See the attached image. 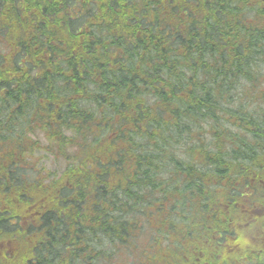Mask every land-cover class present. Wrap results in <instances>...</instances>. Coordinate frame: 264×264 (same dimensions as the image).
Returning a JSON list of instances; mask_svg holds the SVG:
<instances>
[{"label": "trees", "instance_id": "trees-1", "mask_svg": "<svg viewBox=\"0 0 264 264\" xmlns=\"http://www.w3.org/2000/svg\"><path fill=\"white\" fill-rule=\"evenodd\" d=\"M120 257L264 264L253 0H0L1 264Z\"/></svg>", "mask_w": 264, "mask_h": 264}, {"label": "rangeland", "instance_id": "rangeland-1", "mask_svg": "<svg viewBox=\"0 0 264 264\" xmlns=\"http://www.w3.org/2000/svg\"><path fill=\"white\" fill-rule=\"evenodd\" d=\"M250 13L253 15L257 14L255 11L253 10H249ZM249 13V14H250ZM250 14V15H251ZM44 165V168L47 172H49L50 174L55 173V172H60V166H61V162H55L53 159L51 158H46L45 162H41ZM180 253V252H179ZM150 258H147V260ZM151 260V259H150ZM113 263L115 264H126V259H124L123 257H120L119 259L115 260ZM112 263V264H113Z\"/></svg>", "mask_w": 264, "mask_h": 264}, {"label": "flooded vegetation", "instance_id": "flooded-vegetation-1", "mask_svg": "<svg viewBox=\"0 0 264 264\" xmlns=\"http://www.w3.org/2000/svg\"><path fill=\"white\" fill-rule=\"evenodd\" d=\"M253 3H255L256 5L264 7V3L262 1H260V0H253ZM0 264H1V261H0Z\"/></svg>", "mask_w": 264, "mask_h": 264}, {"label": "water", "instance_id": "water-1", "mask_svg": "<svg viewBox=\"0 0 264 264\" xmlns=\"http://www.w3.org/2000/svg\"><path fill=\"white\" fill-rule=\"evenodd\" d=\"M264 1V0H263Z\"/></svg>", "mask_w": 264, "mask_h": 264}]
</instances>
